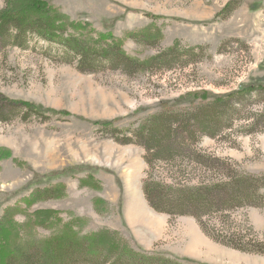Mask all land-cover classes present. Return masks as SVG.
<instances>
[{
	"label": "rangeland",
	"instance_id": "rangeland-1",
	"mask_svg": "<svg viewBox=\"0 0 264 264\" xmlns=\"http://www.w3.org/2000/svg\"><path fill=\"white\" fill-rule=\"evenodd\" d=\"M45 1L110 33L145 65L81 72L35 36L26 48L0 49V94L47 116L3 107L0 214L16 203L24 210L35 189L62 185L61 196L35 200L28 210L53 209L61 223L78 220L84 234L118 231L133 248L184 264H264V92L226 103L214 136H176L178 154L151 166L143 147L122 144L120 133L95 123L113 119L124 131L162 102L185 107L188 92L264 85V0ZM144 180L206 190L201 202L182 203L149 185L156 210ZM50 232L36 229L37 237Z\"/></svg>",
	"mask_w": 264,
	"mask_h": 264
},
{
	"label": "trees",
	"instance_id": "trees-1",
	"mask_svg": "<svg viewBox=\"0 0 264 264\" xmlns=\"http://www.w3.org/2000/svg\"><path fill=\"white\" fill-rule=\"evenodd\" d=\"M4 5L0 9V49L7 46L26 48L30 37L35 36L58 46L75 60L81 72H92L100 67L133 71L143 69L145 65L125 53L110 33L95 31L89 22L70 20L58 7L45 0H4ZM174 48L178 45L169 47L167 52ZM157 58L155 56L154 59ZM256 92H264V85L248 84L225 94L206 90L188 92L185 96L190 99L185 107L162 102L157 111L124 131L113 126V119L95 123L106 132L120 133L118 142L143 147V159L151 166L155 160L168 161L178 154L180 147L176 145V136L186 135L191 139L199 133L214 136L217 124L226 115V103ZM5 106L24 108L47 118L44 110L34 103L9 99L0 94V117ZM5 154H8L7 151L0 152V158ZM149 185L153 187L152 191L158 190L168 200L174 198L182 203L201 202L206 190L175 189L144 180V195L148 204L156 210L160 209L149 198ZM62 190V185L35 189L24 199L25 204L28 207L38 199L59 197ZM26 206L21 210L16 203L0 214V264H184L176 258L133 248L118 231L97 230L84 234L76 226L78 220L61 223L57 211L53 209L35 208L29 211ZM18 213L23 215L20 221L15 218ZM44 226L50 228V234L37 237L36 229Z\"/></svg>",
	"mask_w": 264,
	"mask_h": 264
}]
</instances>
